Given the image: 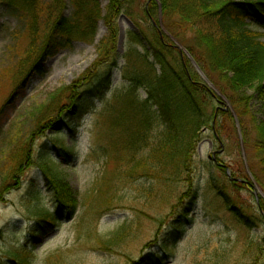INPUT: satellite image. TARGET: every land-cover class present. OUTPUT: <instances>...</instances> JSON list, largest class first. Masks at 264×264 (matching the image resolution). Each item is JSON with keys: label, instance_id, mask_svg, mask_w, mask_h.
<instances>
[{"label": "rangeland", "instance_id": "rangeland-1", "mask_svg": "<svg viewBox=\"0 0 264 264\" xmlns=\"http://www.w3.org/2000/svg\"><path fill=\"white\" fill-rule=\"evenodd\" d=\"M43 1L54 6V0ZM149 1L160 6L159 0ZM64 2V14L69 16L74 3ZM100 2L105 15L109 0ZM56 6L59 12L60 4ZM146 7L147 0H133L134 20L125 13L118 16L115 47L101 44L110 27L100 20L92 41L65 43L42 62L40 73L39 53L23 65L30 41L25 22L14 8L0 2V264H20L22 258L28 264H134L143 258L151 264H253L257 247L264 258V223L239 225L213 189L227 188L237 203L255 213L264 200L256 175L259 161L245 144L240 116L190 50L192 32L179 28L175 20L166 24L162 15L149 20ZM151 27L169 38L217 99L228 105L214 100L212 113L222 109L233 118L218 117L224 128L220 136L209 127L199 132L189 184L168 185L143 176L137 162L144 145L134 140L139 116L131 101L118 95L129 86L121 68L128 61L138 68L142 62L138 54L149 48L144 35L151 34ZM252 29L264 40L263 26L255 24ZM132 32L141 34L143 44L131 39ZM115 60L118 67L112 68L109 88L92 93L87 86L90 69L99 65V70H106ZM72 86L78 90L75 95L69 91ZM137 95L146 98L143 88ZM246 95L252 96L247 120L264 123V100L253 88ZM83 103L79 110L77 104ZM58 139L73 151L72 158L55 145ZM46 162L64 170L79 200L76 213H63L55 225L43 218L46 212L58 211L42 172ZM234 178L246 180L249 189L237 193L231 186ZM190 202L192 208L185 215Z\"/></svg>", "mask_w": 264, "mask_h": 264}, {"label": "trees", "instance_id": "trees-1", "mask_svg": "<svg viewBox=\"0 0 264 264\" xmlns=\"http://www.w3.org/2000/svg\"><path fill=\"white\" fill-rule=\"evenodd\" d=\"M72 1L75 10L67 16L64 14L66 3L63 4V0H54V6L46 5L43 0H0L19 13L28 30L30 41L23 65L35 53H39L38 58L41 60L36 64V68L43 73L42 62L47 57L54 56L65 43L76 39L92 41L100 20L105 21L110 27L109 35L101 44L106 47L113 44L115 47L118 37L114 25L116 19L122 13L132 19L134 16L130 12L133 0H109L105 15L100 0ZM159 1L160 6L156 1L147 0L146 17L150 20L162 15L166 24L175 20L179 28L192 32L194 43L190 50L208 77L228 95L236 108L242 122L245 144L254 150V157L259 161L261 174L255 172L257 180L264 187V123L247 120L251 113L252 96L246 95V90L253 88L264 100L263 34L252 29L255 24L264 27V0ZM58 3L61 8L59 12L56 6ZM169 29L175 35H179L177 29L173 30V24H169ZM131 35L134 42L143 44L141 34L132 32ZM144 39L149 47L147 53L138 54L142 60L138 68L129 61L121 68L122 77L129 86L118 93L119 96L131 101L139 116L134 140L136 138L135 142L140 143L143 141L144 153L140 156L137 166L141 168L144 177L153 178L159 183L189 184L193 157L200 141L199 132L209 127L220 136L224 128L218 117L222 116L225 121H231L233 118L229 112L222 109L217 111L218 114L212 113L214 100L219 103L220 100L200 79L192 63L181 56L179 49L168 37L151 27V34L144 35ZM127 56L125 55V60ZM151 57L153 61H150ZM97 67V70L90 69L89 75L87 74L90 81L87 86L90 84L92 93L102 94L109 88L113 75L112 68L118 67V63L115 60L113 66L106 70H99V65ZM214 75L218 77L220 84ZM79 86L81 87V84ZM140 88L146 93L145 99H139L137 95ZM74 89L72 86L69 91L75 95L78 90ZM55 95H61V91ZM77 106L79 110L85 107L84 103ZM53 129H56V125ZM138 132L140 134H137ZM135 142L131 144L133 148L136 146ZM54 143L70 158L73 157V151L64 147L63 139H58ZM19 168L22 169L23 164L16 166L12 177H15ZM42 170L47 188L52 192L58 205L57 212H46L43 218L50 225H55L63 213L69 216L76 213L79 200L59 165L46 162ZM247 184L246 180L236 178L231 182L237 193L239 190L249 189ZM6 185L4 183L2 188L5 189ZM213 189L219 193V197L223 199L239 225L249 228L264 223V200L258 204L259 212L255 213L250 206L245 208L237 203L227 188L214 185ZM193 193L192 199L195 200L197 194ZM183 195L179 197L181 202L184 199ZM192 205L190 202L185 215H188ZM34 235L41 238L40 234ZM256 246L257 243L251 248ZM256 250L253 264H264V258L262 260L260 258L261 248L257 247ZM20 264H28L27 259L22 258ZM134 264L151 263L143 258Z\"/></svg>", "mask_w": 264, "mask_h": 264}, {"label": "water", "instance_id": "water-1", "mask_svg": "<svg viewBox=\"0 0 264 264\" xmlns=\"http://www.w3.org/2000/svg\"><path fill=\"white\" fill-rule=\"evenodd\" d=\"M180 49H181V47H180ZM181 50H182V49H181ZM197 68H198V67H197ZM221 103H222V104H225L224 102H221ZM227 106H228V105H227ZM226 109H227V108H226ZM226 109H225V110H226Z\"/></svg>", "mask_w": 264, "mask_h": 264}, {"label": "bare ground", "instance_id": "bare-ground-1", "mask_svg": "<svg viewBox=\"0 0 264 264\" xmlns=\"http://www.w3.org/2000/svg\"><path fill=\"white\" fill-rule=\"evenodd\" d=\"M227 106V104H225Z\"/></svg>", "mask_w": 264, "mask_h": 264}]
</instances>
